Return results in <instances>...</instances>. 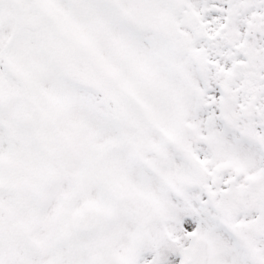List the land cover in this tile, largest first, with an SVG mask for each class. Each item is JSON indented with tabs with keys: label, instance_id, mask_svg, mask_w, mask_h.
Segmentation results:
<instances>
[{
	"label": "snow or ice",
	"instance_id": "1",
	"mask_svg": "<svg viewBox=\"0 0 264 264\" xmlns=\"http://www.w3.org/2000/svg\"><path fill=\"white\" fill-rule=\"evenodd\" d=\"M0 264H264V0H0Z\"/></svg>",
	"mask_w": 264,
	"mask_h": 264
}]
</instances>
